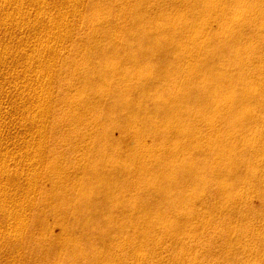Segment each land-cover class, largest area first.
Masks as SVG:
<instances>
[{
  "label": "bare ground",
  "instance_id": "obj_1",
  "mask_svg": "<svg viewBox=\"0 0 264 264\" xmlns=\"http://www.w3.org/2000/svg\"><path fill=\"white\" fill-rule=\"evenodd\" d=\"M64 1L63 4L69 2ZM259 1L89 0L84 15L88 31L83 42L88 52L80 55L83 64L89 62V65L80 67L81 70L72 76V72L69 74L70 81L62 86V94L57 98V101L63 104L62 116L68 119L64 132L70 138L68 152L71 153L74 163L70 170H53L51 166L47 176L51 183L53 182L52 187H64L61 188L64 190V197L69 195L65 187L66 181L71 179L73 182H80L83 188H80L77 195L83 202L86 213H93L92 201L94 197L100 196V206H113L120 214H128V218L123 221H137L138 224H89L94 220L90 216L72 219L73 222L82 224H39L46 221L63 223L66 219L48 220L32 215L28 226L32 229L30 233L28 230L27 237L31 240L36 236L41 247L43 264H127L130 258L129 264H208L209 261L210 264H264V2ZM37 2L35 1L39 6L38 11L35 10L34 14L31 11L33 15L30 13L33 17L41 13L44 15V10L47 12L49 7L45 4L40 7L43 0ZM71 3L76 6L73 12H77L81 18L83 3L81 4L80 0H72ZM23 9H18V12ZM6 14L8 13L4 12L3 17L7 18ZM57 16L45 21L46 29L51 32L50 36L45 35V39L41 35L34 37L37 39H34L37 43L34 45L37 48L39 46V49H35L33 45L35 50L30 52L26 48L32 56L23 51L27 55L26 58L31 56L28 62L25 58L20 59L22 63H28H23L27 70L24 68L22 71L26 72L19 74V69L16 68L20 66L21 69L24 65L21 66L19 61L16 63L20 64L19 66H13L11 61H17L13 57L8 63L10 61L12 68L16 67L18 71L13 69L14 73H11L7 70V73V67L4 68V74L11 73L9 77L14 83L20 78L21 83L33 85H27V88L21 85L23 89L20 93L23 98L19 96V99L26 98L22 101L25 102L26 108L18 101V106L24 111L17 106L22 112L15 109L20 113V116L16 114L19 118L14 114L25 126L26 131L21 132V136L18 132L20 138H17L22 145L25 142L24 152L20 150L21 152L17 151L20 154L11 156L12 152L9 150L8 153V147L5 148L11 146H5L6 139L2 145L8 155L3 154L4 150L0 148L3 160L4 156H7L6 160L11 161V157L12 161L9 163H12V166L28 168L24 170L26 173L23 171L20 174L21 170L16 172L17 174L12 172V179L16 184L8 186L5 183L7 188L16 185L13 189L17 186L19 188L18 180H28V187L21 190L22 195L26 194V199H23L22 195V199L16 198L17 194L15 198H11L8 196L10 188L0 186V211L5 218L16 220L11 223L5 219L8 224L4 223V226H7L4 228V234H9V229L15 226L17 235L13 230L10 234L16 235V239L24 222L27 224V215L24 213L22 216H25V221L19 224L21 219L23 221L19 210L33 208L34 202L31 203V200L34 199L33 196L30 197V192L36 174L39 173H35L32 168L37 163L35 159L44 160L48 156L44 151L38 153L39 148L35 151L37 146L34 145L33 135L32 142L28 143L31 139L30 133L37 132L38 145L40 144L41 148L40 142L46 136L45 120L47 121L49 108L47 105L52 99L50 100V91L46 89L45 84L51 79L47 73L55 66L53 63H47L46 55L49 60L52 57L62 60L67 51L63 44L68 43L72 52L67 57L72 60L70 64L72 63L73 69H76L77 65L73 60L79 57V54L74 52L79 49V39L73 38L75 34L71 36L70 31L67 33L66 17H62L63 14ZM13 20L16 24L19 21L15 18ZM16 24H13L14 28L22 26H18L20 22L17 26ZM41 24L45 27V23ZM10 25L12 24L9 23ZM0 26L2 28L4 25L1 23ZM22 27L25 29L27 25ZM32 27L30 25L29 28ZM17 28L15 32L20 30ZM12 30L9 28L5 31ZM5 31L0 32L4 34ZM9 35L8 38H15L14 35ZM20 38L22 37H19V41ZM17 41L18 39L16 43ZM17 46L18 43L15 48L20 46ZM29 46L31 48L30 44ZM61 47L64 49L61 50L64 51L63 54L59 52ZM43 48L48 54L42 51ZM150 49L164 52L158 57L150 56L147 52L139 53ZM0 50L3 52L2 47ZM40 51L46 55L40 56ZM6 52L1 53L2 57ZM12 52L11 56L15 54ZM43 56L46 60L41 59ZM8 57L10 56L7 55ZM5 64L6 62L3 66ZM1 72L3 73V69ZM6 75L3 76L7 77ZM0 78L3 79L2 76ZM10 78L7 80L10 81ZM4 82L1 83L5 84ZM13 82L10 81L11 85ZM36 83H39L38 88H35L37 85L34 87ZM6 85L2 90H7ZM10 87L9 89H12ZM130 89H133L132 92ZM13 91L14 89L11 90ZM16 92L15 100H18L19 93ZM6 93L10 94L9 91ZM136 93L138 95L133 96ZM5 99L7 100L6 97ZM95 111L100 114L91 117ZM113 114H116L118 119L106 123L107 118ZM2 117L0 120L4 118ZM12 123L16 122L12 120ZM4 125L7 126L6 123ZM114 128L120 130V140L111 134ZM0 132L2 134V131ZM3 133L7 136L6 130ZM127 133L138 138L135 148L127 147L124 141ZM25 135L29 136L28 141H25ZM11 136L13 141L14 137ZM14 141L12 144L16 143V139ZM20 145L17 143L16 146ZM19 149H22V146ZM20 156L22 160L18 158ZM1 161L0 176H8L12 166L8 165V161H3L6 165ZM15 168L12 167L17 170ZM13 181L11 182L14 183ZM88 187L98 191L117 192L118 200H111L108 192L100 195L88 191ZM237 187L240 189L235 190ZM18 188L16 191L20 189ZM204 188L209 191L208 202L199 195ZM127 191L137 193L134 199L127 196ZM38 193H42V190ZM54 193L53 188L49 189L45 198L51 201ZM250 194H254L257 202L254 207L249 204ZM190 197L196 198L200 208H192L188 217H180L178 214L180 210L187 209L186 201ZM204 206L206 207L203 209ZM236 217H240L238 222L235 221ZM252 217L259 222L261 220L262 224H251L249 218ZM68 219L71 221V218ZM195 220L197 223L187 224ZM141 221L148 223L139 224ZM53 229H56V232H53ZM4 234L0 233L1 236ZM247 240L251 244H247ZM18 241L23 243L20 239ZM169 243L170 246L167 245ZM169 251L170 259L164 263L162 253L167 254ZM9 252L13 253L10 250ZM248 255L250 259L246 258Z\"/></svg>",
  "mask_w": 264,
  "mask_h": 264
},
{
  "label": "rangeland",
  "instance_id": "obj_2",
  "mask_svg": "<svg viewBox=\"0 0 264 264\" xmlns=\"http://www.w3.org/2000/svg\"><path fill=\"white\" fill-rule=\"evenodd\" d=\"M5 2V1H7V2H5V3H3V2ZM0 0V14H1V16H0V19H2V17H3V13L4 12H6V13H8V14H6V16H7V18L4 16L3 18L4 19H2L1 21H0V25H1V23H2V25H6L7 26V22H8V26L5 28L4 26H2V28H1V26H0V31H5V30H8L9 28H10V30H12L11 28H14V26H13V24H16L15 23V21L13 22L12 21V19H16V21L17 20H19L18 22H17V24H16V26L19 24V22H20V24L18 25V26H21V24H22V26H25L26 27V25H27V27H28V32H27V27L24 29L22 26L20 27V28H17V27H15L12 31H7L8 32V35L9 36H11V35H14L15 36V38L14 37H9L8 38V35H7V32L5 31V33L3 34V33H1L0 32V48L2 47V49H3V52H6V50L7 51H9V52H6L4 55H3V57H2V54H3V52H0V58H2V60L0 61V68H2L3 69V73L1 72L2 71V69H0L1 71V75L0 76H2V78L4 79H1L0 78V88H1V90L4 88L5 89V85L6 84H9L8 86L6 85V89L7 90H2L3 92H5V93H3V92H1V90H0V100H2V101H0V105L2 106L4 103L3 102H5V104L1 107L0 106V117H2V115H3V121L2 120H0V126H1V128H0V131H2V134H1V132H0V137L1 138H3V139H1L0 138V144L2 145V142H4V140H5V142L6 143H8V144H6V143H4L5 144V146L6 145H11V146H6L5 148H7L6 149V151L8 152L9 150L13 153V155H12V153H10V155L11 156H15V155H17V154H20V153H18L17 151H19V152H24V150H23V147H24V144H25V142H23V145H22V143H21V141H19V140H17V138L19 139L20 138V136H21V134L23 135V133H21V132H24V130H25V126L19 121V119H17V118H19V117H17V115L16 114H19L18 116H20V113L19 112H17L15 109H17V110H19V111H21L20 109H18V104H17V102L19 101V102H22L23 100L25 101V99H19V96H20V98H23V96H22V94L20 93L21 92V90L23 89V88H27V85H31V83H21L22 82V80L20 79H18V78H16V79H18V81L17 80H15V78H14V81L16 82V83H14L12 80V78H10L11 76V73L13 72V69L15 70V71H18V70H16V69H19V74H21V72L22 73H24V72H26V71H24L25 69L24 68H26V66L23 64V63H25V61H27L28 62V58L30 57L31 58V53L29 54V52H27V51H30L31 52V50L34 48V46L37 44L36 43V41H37V39H35L36 38V35H37V37H43L44 38V36L45 35H51V32H49L47 29H46V27H47V25H46V19L48 20V18H50V17H53V18H55L58 14H63V16L62 17H66L65 19H66V23L68 24V28H67V33H69V31H70V34H71V36H73L74 34V36H73V38H75L76 40H78L79 42H80V45H78V47H79V49H78V51H74V52H76L77 54H79V57L78 58H76L75 60H73L74 62H76V69H73L72 67H71V64H70V62H72V60H70V57H67V55H69V53H71L72 52V50H71V46H70V44H68V43H64L62 46L63 47H65V49H67V51H66V53H64V55H63V59L62 60H60V58H55V57H52V59H48V55H46V54H44V52L45 53H47L45 50H44V48H43V50L42 51H44L43 53H41L42 51H40V53H39V55L40 56H42L43 54H44V56L46 55L47 56V63H53L52 65H55L54 67L52 66V68H51V70H50V72H48L47 73V75L51 78L50 79V81H48V83H46L45 85V87H46V89L47 90H49L50 91V96H51V98H50V102H48V107L49 108H47L48 109V112H47V116H46V119H47V121L45 120V125H46V127H45V135L46 136H44V139H43V141H44V144H43V141L42 142H40V143H42L41 145H42V150H41V152H40V147H39V145H38V133L36 132H32V134L30 133V137L29 136H27V135H25L26 136V139H25V141L27 140H29L28 139V137L29 138H31V136L33 137V139H34V145L35 146H37V147H35V151L39 148V152L38 153H43V151L45 152V154L46 155H48L47 156V158H45L44 160L43 159H35V161L39 164H37L36 162V164L34 165V167H32L33 168V170L35 171V173H37V171H39V173H38V175L36 174V176L37 177H35V183H33L34 185H32L33 186V188H34V190H33V188H32V191L30 192V190H29V192L32 194H30V197H32V199H34L33 201L31 200V203H33V208H32V210H28V209H24V208H21V210H19V214H20V216L23 218V221H21L20 220V222H19V224H23V222L25 221L24 220V218H25V216L24 215H27L26 217L27 218H25L26 219V223L27 224H25V222H24V226H22L21 227V229H20V231H18V238L16 239V230L14 229V227L13 228H11V229H9V230H11V231H9V234H8V232L6 233V234H4V232H5V230H4V228H5V226L8 224L7 222H16V220H13L11 217H6L5 218V216L3 215V212H1L0 211V233H1V235L2 234H4L3 236H1L0 235V264H43V262H42V251H41V247H40V245H39V242L37 241V239H36V236H34L31 240L29 239V237H27V236H29L28 234H27V232H28V230H29V233H30V231H31V229L32 228H29L28 226H29V224H30V222L29 221H31V218H32V215H34V216H36V217H40V216H42V217H44V218H46V219H48V220H53V219H66V221H64L63 223H55V222H52V221H50V222H42V223H39V224H82V222H77V223H75V222H73L72 221V219H74V218H81V219H84V218H86V217H93L94 218V220L93 221H90L89 222V224H124V223H130V224H138V222L137 221H133V222H128V221H123V219L124 218H128L126 215H128V214H125V213H123V214H120L118 211H116L115 210V208L113 207V206H111V207H102V206H100V204L98 203V201H99V199H100V196L98 197V198H95L94 197V200L92 201L93 202V209H92V212L93 213H86V211L84 210V205H83V202L78 198V195H77V193L79 192V190H80V188L82 187L83 188V186L81 185V183L80 182H78V181H72L71 179H69L68 181H66V189L68 190V192H69V195L67 196V197H64V196H62V194H63V192H64V190H62L61 188H64V187H57V186H54V187H52V184H53V182L51 183V181H50V179L48 178V176H47V171H48V168L49 167H53V170L56 168V170H59V169H66V168H68L69 170L72 168V165H73V161L71 160V153L70 152H68L70 149V142H69V136L67 135H65V130H64V125H66L67 124V122H68V119H66V118H64L63 116H62V114H61V110H62V108H63V104H61L60 102H58L57 101V98L59 97V95H60V93H61V89H62V86L65 84V83H67V82H69L70 81V76H69V74L72 72V74H70L71 76L73 75V74H76V73H78V72H76V71H80L81 70V68H83V67H85V66H87V65H89V62H87V64H83V62L80 60V55H85L86 54V52H88V49L86 48V46L83 44V42H84V37H85V35H86V32L88 31V26L86 25V20H85V17H84V15H85V12H86V9L88 8V4H89V0H83L84 2H82V0H80V3L82 4H80L81 6H82V8L83 9H81V6H80V9L81 10H83V11H81L82 13H81V18L79 17V15H77V12H73V11H75L74 10V8L76 9V6H74L73 5V3H71V1L72 0H66V2L67 1H69L68 2V4L67 3H65V4H63L65 1L64 0H46V2H44L45 0H43V4H41L40 5V7L41 6H44V4L45 5H47V6H49L48 7V9H47V12H46V10H44L43 12H44V15H42L43 13H41V15L39 14L38 16H34V17H37L38 19H39V21H37L36 19H34V17L32 16L35 12H37L38 11V8H39V6L37 5V4H35V1L37 2V0H33V2H32V0L30 1V0H25V1H23V0H21V2H20V0ZM11 1H13V3L11 2ZM10 2V4H7V3H9ZM28 2V3H27ZM60 2V3H59ZM259 2H264V0H260ZM27 3V4H26ZM38 3V2H37ZM49 5H48V4ZM52 3V4H51ZM5 4H6V6H5ZM33 4V5H32ZM35 4V5H34ZM51 4V5H50ZM58 4V5H57ZM67 4V5H66ZM17 5V6H16ZM73 6V7H71V6ZM9 8H8V7ZM26 6V7H25ZM32 6H33V8H34V10H33V8H32ZM35 6V7H34ZM36 6H38V7H36ZM60 6V7H59ZM3 7H4V9H3ZM10 7H11V9H10ZM19 7V8H18ZM22 7H24V8H28L27 10H25V9H23ZM57 7H58V9H57ZM66 7H67V9H66ZM23 9V11L22 10H19V12H18V9ZM37 8V9H36ZM50 8V9H49ZM51 8H53V9H51ZM73 8V9H72ZM1 9H3V10H1ZM14 9V10H13ZM17 9V10H16ZM29 9H31V10H29ZM66 9V10H65ZM7 10V11H6ZM16 10V11H15ZM25 10V11H24ZM36 10V11H35ZM50 10V11H49ZM55 10V11H54ZM56 10H58V12L56 11ZM60 10V11H59ZM2 11V12H1ZM20 11L22 12V13H20ZM31 11L33 12V14L31 13ZM35 11V12H34ZM17 12V13H16ZM26 12V13H25ZM49 12V13H48ZM56 12V13H55ZM10 13V14H9ZM11 13H12V15H11ZM32 15H31V14ZM45 13H48L47 14V16L45 15ZM51 13V14H50ZM13 14H14V16H13ZM52 14H54V15H52ZM60 14V15H61ZM82 14H83V16H82ZM5 15V14H4ZM11 15V16H10ZM21 15V16H20ZM36 15V14H35ZM52 15V16H51ZM60 15H58V16H60ZM8 16H10V18L8 17ZM33 18H32V17ZM40 16V17H39ZM57 16V17H58ZM29 17H30V19L32 20H29ZM5 18H6V22H5V24H4V21H5ZM22 18V19H21ZM26 18V19H25ZM41 18V19H40ZM43 18V19H42ZM71 18V19H70ZM64 19V20H65ZM9 20V21H8ZM26 20V21H25ZM42 20V21H41ZM43 20H44V22H43ZM13 23H12V22ZM22 21V22H21ZM31 21V22H30ZM33 21H35L36 23H34ZM63 21V20H62ZM25 22H26V24H25ZM31 23V24H29V23ZM9 23H11L12 25H10V26H12V27H10L9 26ZM29 24V26H28V24ZM41 23H45V27H44V24H41ZM33 24V25H32ZM37 24V25H36ZM30 25H31V27L32 28H29L30 27ZM70 25V26H69ZM36 26V27H35ZM9 27V28H8ZM38 27V28H37ZM70 27V28H69ZM8 28V29H7ZM17 28V30L18 29H20L19 31H17V32H15V29ZM24 30H23V29ZM39 28H40V30H39ZM72 28V29H71ZM70 29V30H69ZM22 30V31H21ZM39 30V31H38ZM42 30V31H41ZM21 31V32H20ZM9 32H12V34L11 33H9ZM43 32V33H42ZM45 32V33H44ZM53 32H54V30H53ZM74 32V33H73ZM17 34L18 35V37L15 35V34ZM73 33V34H72ZM3 34V35H2ZM44 34V35H43ZM20 35V36H19ZM39 35V36H38ZM41 35V36H40ZM4 36H5V38H4ZM80 36V37H79ZM19 37H22V38H20L21 39V41H19ZM35 37V38H34ZM13 38V39H12ZM26 38V39H25ZM45 38H46V36H45ZM44 38V39H45ZM16 39H18V41H17V43H18V48H15L16 47ZM36 41H35V40ZM82 39H83V41H82ZM3 40V41H2ZM8 40V41H7ZM22 40H24L23 42L25 43V41H26V43L25 44H23L22 45ZM43 40V39H42ZM81 40V41H80ZM30 41V42H29ZM33 41V42H32ZM34 41H35V43H34ZM6 42H8V43H6ZM13 42H15V43H13ZM4 43H6V44H4ZM19 43H21V44H19ZM31 43H33V44H31ZM4 44V45H3ZM29 44L31 45V48H30V46H29ZM35 44V45H34ZM34 45V46H33ZM38 45H39V43H38ZM37 45V46H38ZM8 46H12V47H8ZM33 46V47H32ZM81 46H83V47H81ZM4 47V48H3ZM23 47H25V48H23ZM67 47V48H66ZM5 48H7L6 50H4ZM12 49L13 50V52H15V56L13 55V56H11V52H12V50H10V49ZM19 48L21 49V48H23V50H19ZM28 50H27V49ZM30 48V49H29ZM17 49V50H16ZM35 49H39V46H38V48L35 46ZM35 49H33V50H35ZM27 50V51H26ZM61 50H64V49H62V47L60 48V53L61 54H63V52L64 51H61ZM1 51V50H0ZM18 51H20V53H18ZM22 51V52H21ZM23 51L25 52L26 51V54L27 55H31V56H28L27 58L25 57V56H27L26 54H24L23 53ZM13 52H12V54H13ZM144 53V52H147V53H150L151 55L150 56H154V57H158L160 54H162L164 51H162V50H155V49H150V50H147V51H145V50H142L141 52H139V53ZM9 53H10V55H9ZM75 53V54H76ZM132 53H134V52H132ZM22 55L23 56V54H24V56H23V58H22V56H21V58L19 57L20 55ZM42 54V55H41ZM48 54V53H47ZM7 55L8 56H10V57H8L7 58ZM149 55V54H148ZM6 57V59H7V61H6V59H5V57ZM18 56V57H17ZM40 56L38 57L37 56V58L39 59L40 58ZM43 56V58H41L42 60L43 59H45L46 60V58ZM15 58V60H17V61H13L14 59L13 58ZM25 58V59H24ZM67 58V59H66ZM13 59V60H12ZM20 59H24L23 61V63H22V60H20ZM38 59H35V61H37ZM40 59V60H41ZM54 59V61H52ZM57 59V60H56ZM5 60V61H4ZM8 60H12L11 62H12V65L13 66H19L20 64H16V63H18L19 61V63H21V66H23L21 69H20V66L19 67H13L12 68V66H11V62L9 61V63H8ZM6 62V64L3 66V64ZM25 63V64H27L28 65V63ZM30 62V61H29ZM39 62V61H38ZM9 64V65H8ZM15 64V65H14ZM5 67H7L6 69H5V71H7V70H9L11 73H10V75L9 74H7L6 75V73L4 74V68ZM81 67V68H80ZM10 68H12V71H11V69ZM16 68V69H15ZM22 69H24L23 71H22ZM26 70H27V68H26ZM9 71H7V73H9ZM56 71H57V73H56ZM51 72H53L55 75H53V73H51ZM14 73V72H13ZM50 73H51V75L53 76H50ZM18 74V73H17ZM3 75H6L7 77H5V76H3ZM206 75L207 74H205V76L204 77H206ZM10 76V77H9ZM7 78H10V81L11 82H13L14 84L13 85H11V83H10V81H9V79L7 80ZM53 78H55V79H53ZM52 80V81H51ZM5 81V82H4ZM6 81H8V82H6ZM4 82L5 84H2V83ZM20 82V83H19ZM50 83V84H49ZM17 84L20 86H18L17 87ZM26 84V85H25ZM38 84L39 83H36V84H34V87H35V85H37V87H35V88H38ZM21 85H23V86H21ZM3 86V87H2ZM11 86V87H10ZM14 86V87H13ZM32 87H33V85H31ZM31 86H29L30 88H31ZM39 86H41V85H39ZM47 86H50V87H47ZM9 87L10 88H12V89H9ZM16 87V88H15ZM21 87H23V88H21ZM28 87V88H29ZM55 87H56V90H55ZM130 87V86H129ZM18 88H20V89H18ZM9 89V90H8ZM14 89V91L16 90V91H18V100H15V98L17 99V92L15 91H13V92H11V90H13ZM20 90V91H19ZM131 90H133V89H130V92H132ZM6 91L8 92L9 91V93L10 94H12L11 96H10V94H7L6 93ZM15 93V94H14ZM3 94L5 95V94H7L5 97L7 98V100L5 99V97L3 96ZM62 94V93H61ZM15 97H14V96ZM136 95H138V93H136V94H134L133 96H136ZM13 96V97H12ZM53 96V97H52ZM1 97H2V99H1ZM12 98V100L10 99V98ZM36 98V97H35ZM5 99V100H4ZM37 99V98H36ZM13 100H15V101H13ZM15 102H16V104H15ZM13 104V105H12ZM23 107L24 106H26V104H25V102L23 103H20ZM25 104V105H24ZM13 106V107H12ZM18 106V107H17ZM3 107H4V109H3ZM12 107V108H11ZM29 105H28V109H29ZM19 108H21V107H19ZM24 108H26V107H24ZM4 111H3V110ZM13 109V110H12ZM21 109H23V108H21ZM50 109V110H49ZM15 110V111H14ZM2 111H3V114H2ZM7 111V112H6ZM14 111V112H13ZM23 111H24V109H23ZM6 112V113H5ZM16 112V113H15ZM22 112V111H21ZM13 113V114H12ZM2 114V115H1ZM5 114V115H4ZM16 116H15V115ZM22 114V113H21ZM100 114V112L99 111H95V112H93V114L91 115V117H96L97 115H99ZM11 115H13V117L11 116ZM9 116H11V117H9ZM17 117V118H15V117ZM102 117V116H101ZM15 120H14V119ZM1 119V118H0ZM9 119H11V120H9ZM19 121V123H21V125L18 123V121ZM102 119V118H101ZM108 120H106V123L108 122V121H110V122H112V121H115V120H117L118 119V117H117V115L116 114H113V115H111L109 118H107ZM114 119V120H113ZM12 120L14 121V122H16L15 124H13L12 123ZM50 120V121H49ZM55 120V121H54ZM4 121H6V122H4ZM3 124H2V123ZM6 123V127H5V124ZM47 123V124H46ZM2 124V125H1ZM8 124H10V125H8ZM11 125H12V127H11ZM91 125V124H90ZM20 126V127H19ZM4 127V128H3ZM15 127V128H14ZM23 127H24V129H23ZM92 127H95L94 125H92ZM91 127V128H92ZM7 128V129H6ZM23 130H22V129ZM4 129V130H3ZM15 129V130H14ZM18 129V130H17ZM6 130V134H7V136L3 133V131H5ZM20 130V131H19ZM27 130H29V129H27ZM26 131V130H25ZM13 132V133H12ZM17 132V133H16ZM18 132H19V134H20V136H19V134H18ZM48 133V134H47ZM9 134V135H8ZM111 134L113 135V137L114 138H116L117 140H120L121 138H122V134H121V132H120V130H118V129H116V128H114L113 130H111ZM3 135H4V137H3ZM11 135H13V141L11 140V138H12V136ZM18 137H17V136ZM36 137H35V136ZM54 135H56V136H54ZM70 135H72L71 133H70ZM129 135V136H128ZM65 136V137H64ZM10 138V139H9ZM37 139V141H36V139ZM16 139V143L14 144H12V142H15L14 140ZM59 139V140H58ZM2 140V141H1ZM9 140V141H8ZM11 140V141H10ZM72 140V139H71ZM124 141L127 143L126 145H127V147H129V148H135L137 145H138V138L134 135V134H131V133H127L125 136H124ZM30 142H32V138L29 140V142L28 143H30ZM17 143H19V144H21L20 145V147L19 146H16L17 145ZM37 143V144H36ZM0 145V148H1V150H4V151H2L3 152V154H5L6 153V155H8L7 154V152H5V149H3L4 148V146L2 145L1 146ZM47 145V146H46ZM21 146H22V149H19V148H21ZM46 146V147H45ZM17 147H19V148H17ZM104 147V146H103ZM10 148V149H9ZM14 148H17V149H15L14 150ZM37 148V149H36ZM1 150H0V152H1ZM13 150L14 151H16L15 153L13 152ZM21 150V151H20ZM9 151V152H10ZM38 151V150H37ZM8 152V153H9ZM3 154H1L0 153V155L3 157ZM9 155V156H10ZM0 156V157H1ZM2 157L0 158L1 160V163L3 162V161H8V165L9 164H11V166H12V163H9V162H11L12 161V158L10 157V159H11V161L10 160H6L7 159V156H4V158H5V160H3L2 159ZM19 159H21L22 160V157L20 156V157H18ZM41 160H43V162L41 161ZM41 161V162H40ZM77 161V160H76ZM6 162H3V164L4 165H6ZM40 162V163H39ZM59 164V165H58ZM1 165V164H0ZM2 166V165H1ZM0 166V167H1ZM10 166V165H9ZM36 166V167H35ZM37 166H38V168H37ZM12 167L14 168V167H16L15 169H17V170H14V169H12ZM10 169L11 170H13V171H11L10 169V171L9 172H11V173H9V175H8V173H7V175L8 176H6V175H2V176H0V186L1 187H6L7 185L5 184V183H7L8 184V186H9V184L11 185V184H16V182H14L13 181V179H12V175H13V173L15 172H17L18 173V171L20 172V170H21V172H20V174L25 170H27V169H23V168H21L20 169V167L19 166H12ZM19 167V168H18ZM31 168V169H32ZM37 168V169H36ZM19 169V170H18ZM23 169V170H22ZM36 169V170H35ZM40 169V170H39ZM43 170H44V172H43ZM24 171V172H25ZM32 171V170H31ZM13 172V173H12ZM14 173V174H15ZM16 173V174H17ZM26 173V172H25ZM41 173V174H40ZM11 175V176H10ZM9 177V178H8ZM11 177V178H10ZM8 178V179H7ZM11 179V180H10ZM25 179V178H24ZM27 179V178H26ZM37 179V180H36ZM3 180V181H2ZM6 180V181H5ZM8 180H10L9 182H8ZM22 180V181H21ZM56 180V179H55ZM54 180V181H55ZM11 181H13L14 183H12ZM26 180H23V179H20V180H18V183L20 184L19 185V188H18V186L17 187H15V188H13L12 189V187H14V186H16V185H14V186H10L9 188H7L6 187V189H9V195L8 196H11V198H12V196L14 197H16V194H17V196L18 197H16V198H20L21 197V195H22V191L21 190H23V188H25L26 189V187H28L27 185H28V180L25 182ZM44 181V182H43ZM3 182V183H2ZM22 182V183H21ZM3 185H5V186H3ZM24 185H25V187H24ZM36 185V186H35ZM22 186V187H21ZM35 186V187H34ZM19 189V190H17L16 191V189ZM51 188H53V191L55 192L54 194V197H53V199L51 200V201H49V200H47L46 198H45V196H47L46 194H47V192H48V190L49 189H51ZM57 188V189H56ZM11 189L13 190V191H11ZM15 189V190H14ZM24 189V190H25ZM39 189V190H38ZM88 189V191H91V192H94L95 194H100V195H104V194H106L107 192L110 194L109 195V197H110V199L111 200H115V198H116V194H117V192H111V191H104V190H101V191H98L97 189H94V188H90V187H88L87 188ZM238 189H240L239 187H237V188H235V190H238ZM42 190V193H38V191L40 192ZM12 192V194H11V192ZM34 191V192H33ZM13 192H15L14 194L15 195H13ZM37 192V193H36ZM124 192V191H123ZM6 193V195L8 194V192H5ZM126 194H127V196L130 198V199H134L133 197H134V195H135V191H127V192H125ZM33 194H35V195H33ZM137 194V193H136ZM208 194H209V191H208V189H206V188H204L203 190H201L200 191V196H201V198L204 200V201H207L208 202ZM5 195V194H4ZM20 195V196H19ZM25 195L26 194H23L22 195V197H23V199H24V197H25ZM203 195V196H202ZM8 196H6L7 198H8ZM96 196V195H95ZM6 197H4V198H6ZM14 197V198H15ZM22 197H21V199H22ZM6 198V199H7ZM9 199H10V197H9ZM25 199H26V197H25ZM248 199H249V204H250V206H256L257 205V202L255 201V198H254V194H250V196L248 197ZM8 200V199H7ZM116 200H118L117 198H116ZM115 200V201H116ZM196 200V198L195 199H191V197L190 198H187V204H186V208L187 209H185V210H180V212H179V216L180 217H188L189 216V214H190V212L192 211L191 209L192 208H194V209H197V207H199L200 208V206L198 205V203L195 201ZM95 202V203H94ZM207 202L205 203V205H207ZM70 203H73V205H71ZM209 203H210V201H209ZM36 204V205H35ZM206 206H204V207H202L203 209L205 208ZM28 212H27V211ZM39 210V211H38ZM67 210L69 211V212H67ZM24 211V212H23ZM184 211V212H183ZM21 212V213H20ZM25 212H27V214L25 213ZM24 213V215L22 216V214ZM29 215L31 216V217H29ZM2 217H4V218H2ZM2 218V219H1ZM8 218V219H7ZM11 218V220H9ZM68 218H71L70 220L71 221H69V219ZM239 218L240 217H236V219H235V221L236 222H238L239 221ZM4 219V220H3ZM5 219H6V221L7 222H5ZM67 219H68V221H67ZM9 220V221H8ZM28 220V221H27ZM11 222V223H12ZM29 222V223H28ZM249 222L251 223V224H262V221L260 220V222H259V220L258 219H256L255 217H252V218H249ZM4 223L6 224L5 226H4ZM148 223V221H141L139 224H147ZM179 223V222H178ZM195 223H197L196 222V220L195 221H193L192 223H187V224H195ZM184 224H186V222L184 223ZM15 225V224H14ZM3 227V228H2ZM7 227V226H6ZM24 228H26V229H24ZM29 228V229H28ZM24 229V230H23ZM12 230L15 232V234L16 235H11L10 234V232L12 233ZM23 231L25 232V233H23ZM53 232H56V229H53ZM23 233V234H22ZM8 234V235H7ZM25 235V236H24ZM9 236V237H8ZM15 238H14V237ZM21 236V237H20ZM8 237V238H7ZM4 238H7V239H4ZM22 238H23V240H22ZM25 238V239H24ZM28 238V239H27ZM10 239H12V240H10ZM14 239V240H13ZM18 239H20L23 243H20L19 241H18ZM8 242H7V241ZM246 240V239H245ZM11 241V242H10ZM25 241V242H24ZM26 241H27V243H26ZM248 241V240H247ZM4 242V243H3ZM6 242H7V244H6ZM31 242H33V243H31ZM11 243H12V245H11ZM9 244V245H8ZM23 244H25V245H23ZM247 244H251L249 241L247 242ZM18 245V246H17ZM27 245H32V246H27ZM167 245H171V243H169V244H167ZM10 248H9V247ZM26 246V247H25ZM194 246V245H193ZM12 247H17L16 249H13ZM2 249V250H1ZM4 249V250H3ZM10 251H12L13 253H11V252H9V250ZM18 249V250H17ZM19 249H20V251H19ZM24 249H25V251H24ZM196 249H198V246L196 247ZM5 250H6V252H5ZM27 250V251H26ZM160 250V249H159ZM24 251V253H22ZM19 252V253H18ZM18 253V254H17ZM29 253V254H28ZM35 253V254H34ZM5 254V255H4ZM19 255V256H18ZM8 256V257H7ZM23 256V257H22ZM28 256H30V257H28ZM16 257V258H15ZM27 257V258H26ZM162 260H163V262L164 263H167V261L170 259V251L169 252H167V254L165 253V252H163L162 253ZM247 259H250V255H248L247 257H246ZM28 260V261H27ZM34 260V261H33ZM27 261V262H26ZM52 261V260H51ZM201 261V260H200ZM11 262V263H10ZM34 262V263H33ZM131 262V258H130V260H128L127 261V264H129ZM203 263H205V262H203ZM205 264H207V263H205ZM208 264H210V261H209V263Z\"/></svg>",
  "mask_w": 264,
  "mask_h": 264
}]
</instances>
